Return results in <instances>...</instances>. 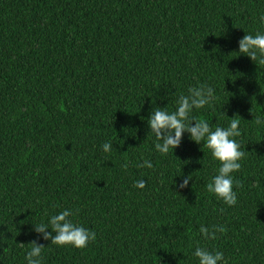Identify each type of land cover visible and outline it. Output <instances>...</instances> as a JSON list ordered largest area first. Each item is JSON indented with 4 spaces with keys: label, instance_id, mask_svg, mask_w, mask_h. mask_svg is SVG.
Wrapping results in <instances>:
<instances>
[{
    "label": "trees",
    "instance_id": "trees-1",
    "mask_svg": "<svg viewBox=\"0 0 264 264\" xmlns=\"http://www.w3.org/2000/svg\"><path fill=\"white\" fill-rule=\"evenodd\" d=\"M262 15L264 0H0V264H27L32 241L42 264H198L196 247L264 264V65L238 53ZM199 85L216 99L191 117L239 120L234 206L207 191L220 165L206 141L185 132L161 155L147 124ZM64 210L95 241L34 231Z\"/></svg>",
    "mask_w": 264,
    "mask_h": 264
},
{
    "label": "clouds",
    "instance_id": "clouds-1",
    "mask_svg": "<svg viewBox=\"0 0 264 264\" xmlns=\"http://www.w3.org/2000/svg\"><path fill=\"white\" fill-rule=\"evenodd\" d=\"M260 21L264 24V15L260 16ZM238 53L249 57L252 61H258L264 65V33H256L255 35L245 34L239 41ZM216 99L214 89L208 85H199L198 87H190L188 95H181L177 100L176 109L169 113L156 107L151 112L147 124L151 132L156 138L155 149L161 155H167L171 150L179 147L183 133H189V137L197 144L206 141L204 147L210 152L214 160L219 162L217 174L207 185V191L216 196L218 200L223 201L228 206H234L237 203V194L233 190L232 173L237 172L241 168V161L245 157L246 151L241 150V145L235 139L242 135L239 128V120L231 119L230 124L226 128L216 127L214 130L209 123L204 120H196L191 117L194 109H202L206 105H211ZM191 117V118H190ZM194 123V126L193 125ZM256 125L264 124V119L257 117ZM102 150L108 153L113 148L109 142L104 143ZM141 167L152 168L150 161L145 160ZM127 168V164L122 165ZM190 176L185 177L177 186L183 189L188 186ZM239 187L240 182L236 181ZM138 188H144L145 182L138 181L135 185ZM73 213L70 210L61 211L59 214L49 218L47 223H41L34 226L36 233L43 234L44 240H50V243L59 247L72 246L77 249H83L88 246L90 241H95L96 234L82 226H79L71 219ZM51 229V231H46ZM224 233L227 229L223 226H213L212 230L205 226H201L200 233L205 239L214 240L217 238L216 232ZM52 233H55L53 236ZM25 244L20 243V247ZM30 250L25 256L27 264H42V250L44 245L38 244L36 241L29 243ZM195 257L198 258V264H218L224 261L223 253L216 251L211 252L205 247H196L194 251Z\"/></svg>",
    "mask_w": 264,
    "mask_h": 264
}]
</instances>
